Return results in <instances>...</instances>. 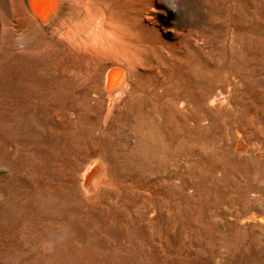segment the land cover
Segmentation results:
<instances>
[{"label": "rangeland", "instance_id": "rangeland-1", "mask_svg": "<svg viewBox=\"0 0 264 264\" xmlns=\"http://www.w3.org/2000/svg\"><path fill=\"white\" fill-rule=\"evenodd\" d=\"M17 5L0 0V264H264V0H161L171 88L106 113L102 59L16 96L12 65L59 61L14 34Z\"/></svg>", "mask_w": 264, "mask_h": 264}, {"label": "bare ground", "instance_id": "bare-ground-1", "mask_svg": "<svg viewBox=\"0 0 264 264\" xmlns=\"http://www.w3.org/2000/svg\"><path fill=\"white\" fill-rule=\"evenodd\" d=\"M111 1L113 5L109 6L107 0H16L19 6L14 34L19 38L28 33L35 36L44 45H50L46 52L59 60L46 74L29 68V61L25 66L12 65L19 99L21 90L26 89L31 98L50 100L55 90L77 76L79 63L88 65L101 59L104 66L99 77L100 110L104 113L137 94L158 98L171 88V81L165 82L162 76L171 68L168 36L155 21L161 0ZM192 41L204 60L203 38L193 37ZM184 51L193 56L192 49ZM164 101L179 107L188 103L179 96L164 97ZM68 106L66 111L75 114ZM48 110L53 115V108ZM58 124L63 126L67 122ZM97 168V164L92 165L93 172Z\"/></svg>", "mask_w": 264, "mask_h": 264}]
</instances>
